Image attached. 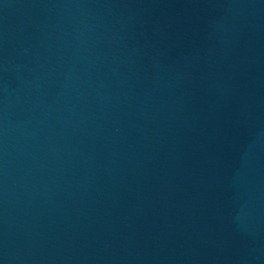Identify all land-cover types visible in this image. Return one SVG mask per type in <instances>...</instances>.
I'll list each match as a JSON object with an SVG mask.
<instances>
[{
  "label": "water",
  "instance_id": "95a60500",
  "mask_svg": "<svg viewBox=\"0 0 264 264\" xmlns=\"http://www.w3.org/2000/svg\"><path fill=\"white\" fill-rule=\"evenodd\" d=\"M0 264H264V0H0Z\"/></svg>",
  "mask_w": 264,
  "mask_h": 264
}]
</instances>
